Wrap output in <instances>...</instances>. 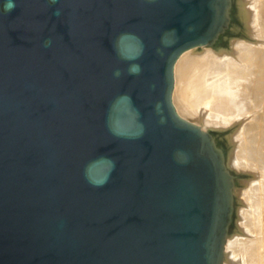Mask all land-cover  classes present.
<instances>
[{"label":"water","instance_id":"water-1","mask_svg":"<svg viewBox=\"0 0 264 264\" xmlns=\"http://www.w3.org/2000/svg\"><path fill=\"white\" fill-rule=\"evenodd\" d=\"M227 0H0V264H220L229 175L171 105Z\"/></svg>","mask_w":264,"mask_h":264},{"label":"bare ground","instance_id":"bare-ground-1","mask_svg":"<svg viewBox=\"0 0 264 264\" xmlns=\"http://www.w3.org/2000/svg\"><path fill=\"white\" fill-rule=\"evenodd\" d=\"M248 4H249V0H227V6L225 7V20H226L225 26L222 27L220 31L214 36L213 42L188 47L184 49L175 58L173 65L171 105L173 107L175 114L179 118L181 117L180 119L183 120L182 117H184L185 119L196 121L197 124L199 123L201 126L199 130H201L203 133L208 134L207 132L210 131H219V136L213 135V137H211L210 135V138L215 150H217L216 146L214 145L215 142L218 143L217 144L218 147L219 145H222L224 147L226 146L225 147L226 150L229 148L228 149L229 153H227V155L225 154L224 156L225 152L223 153L224 161L222 159V154L217 150V152L220 154V159L225 171L226 169L229 170L230 168L233 170L235 169L245 170L250 172V174L255 176L256 177L255 179L258 180L257 178L259 176L261 179V174L259 175L258 172L254 170L256 168V165H254L255 167L254 169L250 167V164L249 166L246 165L248 164L247 161L253 158L252 151L254 150L253 148L255 143L253 138L250 139L246 129L248 127L250 128L252 124V122H250L251 124L249 123V119H250V115L253 113L251 111L249 112L248 110L251 109L252 106V105L250 106L251 102L255 100L256 102L255 101L254 102L257 104L258 100H260L262 104H260L259 107L264 105L263 103L264 99L261 100V98H257V97H261L264 94V86L259 84L260 80L259 81L257 80L258 78L254 73V65L257 66V64H254L256 63L254 62L255 51L254 49L252 50L254 44L253 42L251 43L250 41H247V39L245 40V38L252 36L255 39L259 37L261 33L260 31L259 33L256 32L258 31L259 27H257V30L253 28L254 23L257 22L256 21L257 18L255 17L257 15L255 12L256 9L254 10L253 8L252 9L248 8L249 7ZM229 8H230V14H228ZM228 15L233 19H235L236 22L233 24L230 22L229 25ZM227 24H228V28L224 30ZM260 41L261 43L264 44L262 40ZM248 106L250 107L247 108ZM261 109L259 110L253 109V110L254 112L255 110H257L256 111L257 113ZM261 113H263L262 110ZM259 118H261L260 115ZM247 122L249 123L248 127H246ZM262 124L264 123L262 122ZM254 125L255 124H253L252 126ZM259 125H257V127ZM257 127L254 128L257 129ZM259 128L260 127H258V129ZM262 129L260 128L259 130L262 131ZM262 135L264 136V134ZM256 143L258 142L256 141ZM255 149H258V147ZM260 149L261 146H259L258 149V153L262 151L261 153H259L260 156L258 155L259 156L258 160L264 158V151L263 150L260 151ZM224 164L227 165L228 168H225ZM260 169L264 172V166L260 165ZM263 180L264 179L262 178L261 181ZM262 183L264 188V181L261 182V184ZM231 187H230V201H229V214H228L229 217L225 227V235L221 246L220 264H243L241 259L240 261L242 263L239 262V257L238 259H236L237 257H235L234 252L235 253L237 252L236 248L238 247L237 248L238 254L240 256L239 239H241L240 237L241 235L239 234L238 227L241 224H243L240 222V220L242 221V219L245 217L246 211L244 210L246 208L243 209L239 207L240 202L238 201V199H240L239 197L240 193L238 192H236V196L238 198L235 199V209L232 208V206H234V202L231 196L232 195ZM260 187H262V185ZM260 191L261 190H259V193H261ZM255 195L257 196L258 194ZM251 208L252 207L248 209V210H252L253 212L252 214L249 211V213L252 215L250 216L251 221L254 222L255 219L259 220L258 218L260 217L263 219L264 212L260 211V209L257 207L256 209H254L255 211H253V209ZM231 219H234L235 222L233 227L230 224ZM244 225L240 226L242 227L243 230L241 232L242 236L243 235L250 236L249 235L251 233L250 226H248V228L247 227L244 228ZM251 235L253 236V233ZM254 258H258V257H254ZM250 261H252V259Z\"/></svg>","mask_w":264,"mask_h":264},{"label":"rangeland","instance_id":"rangeland-1","mask_svg":"<svg viewBox=\"0 0 264 264\" xmlns=\"http://www.w3.org/2000/svg\"><path fill=\"white\" fill-rule=\"evenodd\" d=\"M248 2V1H247ZM252 2V3H251ZM259 3V4H258ZM248 5H249V7H248ZM247 5V7L248 8H253L254 10H255V12H256V21L257 22H255L254 23V25H253V28L255 29V30H257V27H259L258 28V31H256V32H258L259 33V31H260V33H261V39H260V36L259 37H257V38H255L254 39V37H252V36H250V37H247V38H245V40L247 39V41H250L251 43L253 42V47H252V50L254 49V51H255V55H254V62H256V63H254V64H257V66L256 65H254V73H255V75L257 76V80L260 82L259 84H261L262 86H264V44L263 43H261V41L260 40H262V42H264V0H249V4ZM261 5H263V6H261ZM261 6V7H260ZM260 9H259V8ZM230 8H231V6H230ZM230 8H229V11H228V14H230ZM258 10V11H257ZM260 15H259V14ZM261 18V19H260ZM225 22H226V20H225ZM230 22L233 24V23H235L236 21H235V19H233L232 17H230L229 15H228V24L230 25ZM228 24H227V26L225 27V29L224 30H226L227 28H228ZM262 24V25H261ZM225 26V23L223 24V26L222 27H224ZM261 27V28H260ZM260 29V30H259ZM219 37V36H218ZM217 37V38H218ZM251 38V39H250ZM253 39V40H252ZM260 39V40H259ZM258 40H259V42H258ZM216 43V42H215ZM255 43H256V45H255ZM218 44V43H217ZM216 46V45H215ZM263 46V47H262ZM257 50V51H256ZM261 56V57H260ZM259 59V60H258ZM262 66V67H261ZM258 68V70H257V68ZM259 67H260V69H259ZM262 70V71H261ZM255 71H257V72H255ZM261 71V72H260ZM260 73V74H259ZM263 74V75H262ZM261 75H262V77H261ZM259 76V77H258ZM262 78H263V80H262ZM252 85V84H251ZM253 86V85H252ZM251 87V86H250ZM259 96H261V95H259ZM264 97V94L261 96V97H257V98H261V100L262 99H264L263 98ZM258 100V99H257ZM255 101V100H254ZM254 101H252L251 102V104H250V106L252 105L253 106V108H252V106H251V109L253 110V109H261L262 107V112L263 113H261V110L259 111V112H257V113H259V114H257L256 113V111L257 110H255V112H254V110L252 111L251 109H248L249 110V112L251 111L253 114H251L250 115V119H249V123L250 122H252V124H251V126H250V128L248 127V122H247V125H246V127H248L249 128V130H248V128L246 129V131L248 132V134H249V137H250V139L251 138H253V140H254V150L252 151V154H253V158L251 159V160H246L247 161V163L248 164H246V161H245V164L246 165H248L249 166V164H250V167L251 168H255L254 167V165H256V168L254 169V170H256V172H258V174L260 175L261 174V179L263 178L264 179V172L260 169V165H262V166H264V158H262V159H260V160H258L259 159V153H261L262 151L261 150H263L264 151V147H262V146H264L263 144H264V138H262V137H264L262 134H264V129H262V128H264V124H262V122L264 123V116H263V114H264V105L263 106H261V107H259V105L260 104H262L261 103V101L260 100H258V102H257V104L254 102ZM255 104H254V103ZM263 103H264V101H263ZM250 106H248L247 108H249ZM250 114V113H249ZM259 115H260V117L262 118V120H261V118H259ZM257 116V117H256ZM253 117V118H252ZM181 118V117H180ZM183 118V120H185V121H187V122H189V123H191V124H193V125H195V126H197L198 128H201V126H200V124L198 125L197 123H196V121H192V120H189V119H185L184 117H182ZM255 119V120H254ZM258 119V120H257ZM254 120V121H253ZM257 121V122H256ZM259 121V122H258ZM262 121V122H261ZM194 122V123H193ZM253 122H255V123H253ZM260 122H261V124H260ZM196 123V124H195ZM253 124H255L254 126H252ZM262 125V126H260V125ZM257 125H259L258 127H260L261 129H262V131L261 130H259L258 129V127H257ZM254 127H257V129L256 128H254ZM254 129V130H253ZM254 131H255V133H254ZM260 131V132H259ZM208 134H210L211 135V137H213V135H218L219 136V131H210V132H207ZM252 136V137H251ZM259 136V137H258ZM258 137V138H257ZM216 138V137H215ZM261 139V140H260ZM259 140V141H258ZM256 141L258 142V143H256ZM261 141V142H260ZM214 142V141H213ZM218 143L217 142H215L214 143V145L216 146V148H217V150L222 154V159H223V157L225 156V154L227 155V153H229L228 152V149L226 150V146L224 147V146H222V145H219V147H218V145H217ZM257 144V145H256ZM260 144V145H259ZM256 145V146H255ZM259 146H261V149H260V151L261 152H259L258 153V149H259ZM258 147V149H255V148H257ZM223 148V149H222ZM255 150H257V151H255ZM227 151V152H226ZM225 152V153H224ZM256 152H257V154H256ZM223 153H224V156H223ZM256 155V156H255ZM259 155V156H258ZM226 157H228V156H226ZM258 157V158H257ZM256 158V159H255ZM257 160V161H256ZM223 161H224V159H223ZM225 165V164H224ZM225 168H228V166L227 165H225ZM258 170V171H257ZM226 171H227V174L229 175V177H230V181H231V185H232V187H231V193H232V199H233V202H234V206H232V208H234L235 209V199H237L238 197L236 196V192H238V193H240L239 194V197H240V199H238V201L240 202V208H243V209H245L244 211H246V214H245V217L242 219V221L240 220V222L241 223H243V224H241L240 226H242V225H244V228L245 227H247L248 228V226H250V231H251V233L249 234L250 236H245V235H243L244 236V238H243V236H242V227H238V231H239V234L241 235H239L240 237H241V239H239V250H240V256H239V254H238V247L236 248V250H237V252L235 253L234 252V255H235V257H237L236 259H238V257H239V262L240 263H242L243 262V264H264V213H263V219L260 217V218H258L259 220H257V219H255V221L253 222V221H251V217L250 216H252L250 213H252L253 214V212H252V210H248V209H250V207H252L251 209H253V211H255L254 209H256V207L257 208H259L260 209V211H262V212H264V192H263V183L261 184V182H263V181H261V179H260V176L257 178L258 180H256L255 178V176H253L252 174H250V172H248V171H245V170H237V169H235V170H233V169H229V170H227L226 169ZM260 172V173H259ZM255 179V180H254ZM262 185V187H260L261 185ZM237 188V189H236ZM261 188V189H260ZM259 190H261L260 192L261 193H259ZM263 192V193H262ZM255 194H258L257 196L255 195ZM260 195V196H259ZM255 196V197H254ZM235 197V198H234ZM253 197V198H252ZM256 198V199H255ZM253 199V200H252ZM242 200V201H241ZM256 200H257V202H256ZM251 203H250V202ZM262 202V203H261ZM254 205H253V204ZM256 203V204H255ZM233 204V203H232ZM250 204V205H249ZM258 204V205H257ZM252 205V206H251ZM256 205V206H255ZM247 206V207H246ZM250 206V207H249ZM242 209V210H243ZM243 211V212H244ZM249 211H250V213H249ZM261 213V212H260ZM232 217V216H231ZM234 218V217H233ZM262 219V220H261ZM245 221V222H244ZM259 223V224H258ZM230 224H231V226L233 227L234 226V224H235V222H234V219H231L230 220ZM253 233V236L251 235ZM232 235V234H231ZM230 235V236H231ZM250 237V238H249ZM243 238V239H242ZM241 240V241H240ZM246 241V242H245ZM258 241V242H257ZM254 244V245H253ZM257 244V245H256ZM250 245V246H249ZM258 248V249H257ZM261 251H260V250ZM248 252V253H247ZM259 252V253H258ZM263 252V253H262ZM245 253V254H244ZM254 253V254H253ZM247 254V255H246ZM249 254V255H248ZM253 257H252V256ZM256 255H258V256H256ZM248 256H251V257H248ZM259 256H260V258H259ZM261 256H262V258H261ZM254 257H258V258H254ZM250 258V259H249ZM253 258H254V260H253ZM240 259H241V261H240ZM252 259V261H250ZM256 259H258L259 260V262H258V260H256ZM262 259V260H261ZM246 260V261H245ZM245 261V262H244ZM246 262H248V263H246ZM263 262V263H262Z\"/></svg>","mask_w":264,"mask_h":264}]
</instances>
